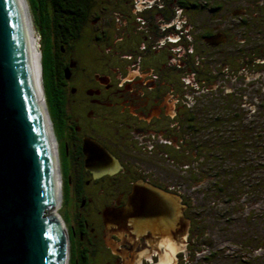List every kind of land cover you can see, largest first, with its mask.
Here are the masks:
<instances>
[{
    "label": "flooded vegetation",
    "instance_id": "obj_1",
    "mask_svg": "<svg viewBox=\"0 0 264 264\" xmlns=\"http://www.w3.org/2000/svg\"><path fill=\"white\" fill-rule=\"evenodd\" d=\"M58 5L62 10L49 8L38 21L74 27L43 44L57 112L55 123L48 115L66 264H264V165L263 175L254 170V153L239 149L235 130L205 129L207 123L260 115V100L250 94L254 103L248 98L239 102L229 94L221 76L227 65L216 61L218 66L203 68L196 80L204 62L188 61L193 43L206 50L194 56L199 59L202 53L232 57L231 50L245 43L250 61L242 70L257 72L246 85L264 90V0H248L247 9L238 0H73L71 8L64 7L66 2ZM240 23H247L242 37L246 29ZM215 72L222 85L214 89ZM46 85L42 78L43 93ZM241 107L247 113L241 114ZM130 120L144 124L126 131ZM165 120L172 124L158 130ZM114 128L126 139L129 132L132 143H144L145 153L121 150ZM89 141L117 159L116 173L97 175L105 161L90 144L87 162ZM156 146L161 150L153 156ZM154 159L167 165L146 164ZM148 190L176 202L179 214L169 229L154 226L157 221L164 226L169 215L150 207L147 200L155 196Z\"/></svg>",
    "mask_w": 264,
    "mask_h": 264
},
{
    "label": "water",
    "instance_id": "obj_2",
    "mask_svg": "<svg viewBox=\"0 0 264 264\" xmlns=\"http://www.w3.org/2000/svg\"><path fill=\"white\" fill-rule=\"evenodd\" d=\"M39 59L44 100L41 53ZM54 143L35 84L21 0H0V264H66L62 220L48 214L59 204ZM90 144L105 161L96 170L98 176L120 169L117 159L94 141L85 143L87 162ZM146 193L155 196L147 200L151 208L169 215L164 226L161 221L154 224L157 231L169 229L179 214L176 202L159 191ZM131 222L136 231L137 224Z\"/></svg>",
    "mask_w": 264,
    "mask_h": 264
},
{
    "label": "rangeland",
    "instance_id": "obj_3",
    "mask_svg": "<svg viewBox=\"0 0 264 264\" xmlns=\"http://www.w3.org/2000/svg\"><path fill=\"white\" fill-rule=\"evenodd\" d=\"M25 1H26L25 4H27V5L24 6L25 13H26V16H27V22H28L27 26H28L29 30L30 29L32 30L33 40L37 41L36 46H38V50H39L40 49V41H39L40 37H39V35L37 33V29H36V25H35V22L38 23L39 21H38V18L36 16H35L36 17L35 19L33 18V14L31 12V8L29 7V5L27 3V0H25ZM247 2H248V0L247 1L246 0H238V3H239L238 6L239 7L243 6V7H245V9H247ZM242 25H244V26H242ZM239 27H244L246 29L244 34H241V37H242L243 35H245V33L247 31V23H243V24L240 23ZM193 47H192V50L194 52L192 51V53L190 54L191 56H193V58L188 59V61L191 63V65H193L196 60L197 61L201 60L202 62H204V64L201 63V65H199L200 69L197 68V73L195 75V79L196 80H197V78H199L200 75L203 74V72H205V70L203 68L208 67V66H218L219 64L216 61H219V62H221V64H223L224 66L227 65L228 68H229L227 70V72H225L223 75H221L222 78L224 79V81L226 82V84H224L225 85L224 87L226 89L230 90L229 94L234 95L235 97H237L239 102H241V101L245 102L246 99L248 98L247 102H253V103H254V101L251 98L247 97V96H249L250 94H255L254 99L257 98L258 100H260L259 103H261L259 108L263 107L262 104H263V100H264V90L260 89V87L257 84L254 85V87H253L254 89L252 88L251 84L248 83L249 85H246L247 82L249 81V78H252L253 76H257V74H256L257 72L255 74L254 73L252 74V73H249L247 70H245V71L242 70V68L247 69L249 67V61H250L248 53H247V47H246L245 43H240L239 46L237 45V48L234 47L231 50L232 53H233L232 57L227 54V55H223L222 57L217 58V59H215L216 57L212 56V54H210V53H205V54L202 53V58H200V59L199 58H195L194 57L195 55L200 57L201 51H206V50H203L201 48L200 42H197L196 44L193 43ZM196 49H198L199 51L195 52ZM92 51H93L92 52L93 53V57L96 58L98 56L97 49H96V42H94V45L92 46ZM235 60H237L236 61L238 63L237 65H235L236 64ZM229 61H230V64L232 66L229 64ZM231 61H233V63ZM221 68L224 69L225 67L221 66ZM208 70H209V68H208ZM217 70H218V67H217ZM192 71H193V69H192ZM216 73L217 72L214 73V76H215L214 89L217 88L218 84L222 85V83L218 82V79L216 80V78H218V74H219V73L218 74H216ZM229 74H233V75L235 74V76L234 77H230V79H229V77H228ZM236 77L238 79H236ZM263 78H264V75H263ZM175 80H176V82H178L179 81V76L176 75L175 76ZM36 83L38 85L37 80H36ZM250 96H253V95H250ZM42 99H43V97H42V95H40V99H39L40 104L44 103V108L42 107V110L45 109L46 112H48L47 105L45 103V96H44V100H43L44 102H42ZM236 101L237 100H235V102ZM256 105H258V104H256ZM169 107H171V105ZM239 112L241 114L242 113H247V109L241 107V108H239ZM260 112L262 113V115H264V110L263 111L261 110ZM249 119H245L243 121V123H245L247 127H249L248 124H250V121H251ZM116 122L118 124V122H120V120H117ZM125 124H126V128H128V129H126V131H130V129L132 127L142 126L144 123L143 122H138L136 120H130L129 122H125ZM158 124H159V127L157 128L158 130H165V129H167V125L172 124V123L170 121H168V120H165V121L159 122ZM146 126H148V125H146ZM256 127H257V129L255 131L258 133L257 135H259V136H257L255 139H253L254 140L253 141V152L256 154L255 157H254L255 160L253 162V165L257 166L259 168V170H260L258 173L263 175L262 167L264 165V161H263V159H264V135H262V132H263L262 130H264V119L263 120L261 119L259 121V123L256 125ZM119 128H120V126H119ZM112 133H113V136L115 138L119 137V141L118 142H119V148L121 150L124 149L125 151H127L128 149L131 148V149L135 150V152H138V151H142L144 149V146L142 145L144 143L138 142L137 140H135V142L132 143L131 140L128 139L129 136H130L129 132L125 133L127 139L124 137V133L120 129H115L114 128ZM157 150H161V149L156 146V148L151 152L153 156H158L159 155L157 153ZM140 153H145V151H142ZM132 162L135 163V164H138V165L139 164H144V163H141V162L135 161V160H133ZM148 162H150V164L146 163L147 165L155 166V167H157V166L165 167L167 165V163L164 162L163 159H162V161H161V159H157V160L154 159V160H151V161H148ZM57 188H58V190L60 189L59 182L57 183ZM48 214L54 215L56 217V219L59 220V221L61 220V218H60V210H59V206L58 205L56 207H54V208H51L48 211Z\"/></svg>",
    "mask_w": 264,
    "mask_h": 264
},
{
    "label": "trees",
    "instance_id": "obj_4",
    "mask_svg": "<svg viewBox=\"0 0 264 264\" xmlns=\"http://www.w3.org/2000/svg\"><path fill=\"white\" fill-rule=\"evenodd\" d=\"M66 2V5L64 7H67L70 5L69 8H71L73 4V0H27V3L29 7L31 8V12L33 14V18H41L43 17V14L50 8L52 11L54 10H62L59 8V3ZM63 7V8H64ZM73 8L71 9V11ZM68 12L70 9L67 10ZM36 14V15H35ZM36 16V17H35ZM35 21V20H34ZM36 28L38 27V35L40 37V53H41V73H42V78L43 80L45 79V82H47L46 85V90L44 91V96H45V103L47 105V109L50 115V118L52 121L55 123L57 112H56V107L53 102V99L50 97L51 91L49 90L51 88L49 82H50V77L47 74V65L49 63V56L47 53H45V47L43 46L44 41L47 37H55L56 35H59L63 33L66 35L67 33H70L71 28H74L73 26L69 25H48L45 24L43 21L42 23H36ZM263 107L260 108V111L264 110V105ZM259 111L258 116L254 118H250V124L249 127L246 126L245 123H243V120H236V121H222V122H213V123H207L205 126V129L209 130H217V129H229V130H235L236 133L234 137L236 136L239 140V149L244 152L243 149H245V152L248 153L246 150L247 148L250 149V152H253V139H255L258 133L255 131L257 129L256 125L259 123V121L264 118V115ZM218 114H225V112H218ZM263 120V119H262ZM245 131V132H244ZM262 135H264V130H262ZM256 132V133H255ZM242 146V148H241ZM244 152V153H245ZM258 152V151H257ZM254 153V152H253ZM256 154L254 153V156ZM255 169L257 170L258 167L254 166ZM256 175L254 176V179H256Z\"/></svg>",
    "mask_w": 264,
    "mask_h": 264
},
{
    "label": "bare ground",
    "instance_id": "obj_5",
    "mask_svg": "<svg viewBox=\"0 0 264 264\" xmlns=\"http://www.w3.org/2000/svg\"><path fill=\"white\" fill-rule=\"evenodd\" d=\"M25 2H26L25 0H21L22 6H23V9H24V13H25L24 6L27 5V4H25ZM25 18H26V24L28 25L26 13H25ZM27 31H28V39H29V47H30V55H31L33 74H34L35 84H36V88H37V92H38V97L40 99V95H42V93H41V84H40V80H39L40 79V76H39L40 75V65H39L40 53H39V50H38V46H36L37 41L33 40L32 30L31 29L29 30L28 26H27ZM36 80L38 82V85L36 83ZM42 102H44L43 99H42ZM41 107L44 108V103L41 104ZM44 118H45V122H46V115L45 114H44Z\"/></svg>",
    "mask_w": 264,
    "mask_h": 264
},
{
    "label": "clouds",
    "instance_id": "obj_6",
    "mask_svg": "<svg viewBox=\"0 0 264 264\" xmlns=\"http://www.w3.org/2000/svg\"><path fill=\"white\" fill-rule=\"evenodd\" d=\"M39 52H40V49H39Z\"/></svg>",
    "mask_w": 264,
    "mask_h": 264
}]
</instances>
